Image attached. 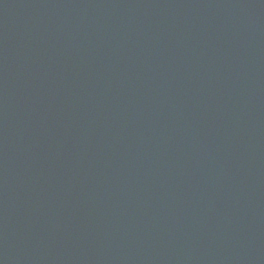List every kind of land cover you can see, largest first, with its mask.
<instances>
[{
  "label": "water",
  "instance_id": "1",
  "mask_svg": "<svg viewBox=\"0 0 264 264\" xmlns=\"http://www.w3.org/2000/svg\"><path fill=\"white\" fill-rule=\"evenodd\" d=\"M0 264H264V0H0Z\"/></svg>",
  "mask_w": 264,
  "mask_h": 264
}]
</instances>
